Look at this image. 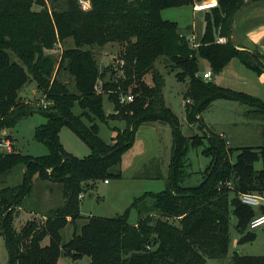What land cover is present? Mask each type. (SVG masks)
<instances>
[{
  "label": "trees",
  "instance_id": "1",
  "mask_svg": "<svg viewBox=\"0 0 264 264\" xmlns=\"http://www.w3.org/2000/svg\"><path fill=\"white\" fill-rule=\"evenodd\" d=\"M196 1L91 0V7L83 9L78 0H65L64 8L57 10L48 8L44 0H0V128H12L39 113L46 122L36 128L35 137L48 147L42 156L0 151V234L8 252L6 264H57L61 251L73 260L88 256L91 264H207L208 258L228 259L230 264H264V255L236 251L229 257L232 215L237 220L239 243L257 236L248 229L257 214L255 208L240 196L264 195V142L258 147H241L232 160L228 139L208 131L201 117L214 100L233 99L249 107L246 118L262 121L264 135V101L204 79L200 71L202 59L219 73L238 58L261 74L264 54L237 48L232 41V23L245 0H218L219 7L212 8L214 17L206 19L199 42L191 41L176 22L162 15L165 8ZM34 4L40 9L34 10ZM69 38L73 45L64 48L58 60L46 53ZM112 43L121 47L117 61L101 70L93 49ZM160 60L176 71L179 81L188 82L185 99L193 103L187 102V120L200 121V127L207 129L204 137H187L166 105L165 77L156 66ZM119 70L123 74L118 78ZM148 73H152L151 84L145 80ZM62 75L72 78V89ZM30 81L44 95L45 107L19 99V90ZM130 88L134 101L123 105L121 97ZM105 95L114 105L109 114L103 106ZM77 102L83 109L81 115L72 111ZM120 118L125 127L114 129L113 143L103 140L98 122ZM152 122L170 123L173 146L167 188L136 197L131 204L137 207L151 197L150 213L136 223L129 220L131 207L113 217L91 216L61 247V229L81 217L80 194L98 180L122 177L116 168L123 155L133 147L140 127ZM63 126L82 138L92 152L79 157L66 151L58 135ZM191 146H204L210 162L201 182L187 186ZM260 160L262 167L256 168ZM16 170L22 178L9 185ZM35 175L60 183L63 202L26 220L17 230L13 219L31 192Z\"/></svg>",
  "mask_w": 264,
  "mask_h": 264
},
{
  "label": "rangeland",
  "instance_id": "2",
  "mask_svg": "<svg viewBox=\"0 0 264 264\" xmlns=\"http://www.w3.org/2000/svg\"><path fill=\"white\" fill-rule=\"evenodd\" d=\"M47 7L50 9H62L65 6V0H44ZM202 1L215 0H197V3ZM258 4L249 8L238 18V23L241 24L237 30L238 37L245 38L246 33L263 30L264 28V0H258ZM79 2V0H78ZM80 4V3H79ZM34 10L40 9V6L34 4ZM163 17L174 21L179 27H182L186 32L193 33L196 38L195 42H199L205 30L206 19L214 17V10L209 12L193 13L191 5H183L176 7L165 8L162 12ZM192 34V35H193ZM235 42H238L235 39ZM73 45L72 40L66 39L64 42H57L54 48L46 50L55 60L59 59L60 53L64 48ZM121 47L117 43L108 44L105 47L94 48L93 51L98 59L101 70L107 66H111L114 57L119 53ZM156 66L165 77V85L163 88L164 99L166 105L172 109L178 118L182 132L191 137L195 134L204 137L207 129L200 127L201 122L189 123L187 120L188 107L185 99V92L188 88V82H181L176 77V71H170L164 61L160 60ZM114 69V68H112ZM212 71L211 82L222 87L229 88L235 91L245 92L253 95L264 101V72L259 74L254 70L244 65L238 58H233L227 67L219 73L214 72L206 60H201L200 71L203 73L206 70ZM122 71H118L116 76L121 77ZM111 77V72L108 71L107 79ZM62 78L69 81V87L72 89L73 80L66 75ZM146 82L152 83V73L145 76ZM36 84L33 81L27 82L19 90V99L23 102L37 104L44 100V95L41 91L36 92ZM132 88L128 93H132ZM190 104L193 103L189 102ZM123 104V103H122ZM125 105V104H123ZM104 110L107 114L114 112V105L105 95L103 102ZM249 107L239 101L218 98L212 104L202 111V121L208 127V131L220 134L225 139H228V145L232 149V160L236 159L239 149L245 146L258 147L264 142L262 121H252L245 117V112ZM72 111L75 115H81L83 109L80 104L74 103ZM46 122V118L34 113L28 117L21 119L14 127L5 129L0 128V141L9 140L11 152H20L31 156H42L48 153V147L42 141L36 139L35 131L41 124ZM100 137L108 143H113V137L116 135L115 128H124L125 121L122 119H108L107 122H98ZM156 125L157 128H154ZM59 141L62 147L71 154L79 157L89 155L91 147L69 127L63 126L59 130ZM207 144V138H204ZM173 146V127L170 123L152 122L142 126L136 135L135 143L127 153L123 155L120 169L124 177L110 178V183H105L104 180H98L83 193L81 198V217L78 220L69 222L61 229L60 246L68 242L73 234L74 229L78 232L81 226L87 223L90 216L113 217L122 214L127 208L131 207L134 201L133 196H143L146 193H159L167 188L169 165L172 156ZM204 146L197 148L190 147L187 153L186 170L189 176L184 182V185L194 186L201 182L202 172L208 166L210 158L203 153ZM0 151L3 147L0 146ZM140 161L141 163H139ZM134 162L139 164V171H134ZM143 162V163H142ZM142 165V166H140ZM262 167V161L256 162V168ZM140 175V179H136L135 175ZM156 176L151 178V176ZM22 173L16 170L14 177L8 181L9 185L20 182ZM260 194V193H254ZM63 202L62 185L58 182L40 180L37 176L32 178V189L28 197L25 198L23 206L17 208L13 223L18 230L26 222L27 219L38 217L41 214L61 206ZM153 203L151 197L143 199L139 206L130 208L129 220L136 222L141 216L148 213V209ZM255 214L260 212L259 208H255ZM32 212V213H30ZM34 212V213H33ZM237 220L235 216L231 217L230 227V247L229 257L236 251L245 255H264V226L255 230L256 239L246 243H239L240 235L236 229ZM8 261V252L5 246L4 238L0 234V264H6ZM221 262L216 258H208L207 264H230ZM57 264H91V259L84 256L81 259L73 260L69 256H65L61 251Z\"/></svg>",
  "mask_w": 264,
  "mask_h": 264
},
{
  "label": "built area",
  "instance_id": "3",
  "mask_svg": "<svg viewBox=\"0 0 264 264\" xmlns=\"http://www.w3.org/2000/svg\"><path fill=\"white\" fill-rule=\"evenodd\" d=\"M206 1H202L201 3H195L194 5V10L195 11H205L206 10V6L208 9H212V8H216L219 7V2L218 0L213 1L212 3L206 4V5H202L203 3H205ZM79 3L81 5V7L83 9H89L91 7V0H79ZM194 35H190V39L191 41H194ZM219 41L223 42L225 41L224 38H220ZM117 61V60H116ZM121 65L123 66L124 62L121 61L120 62ZM203 77L204 79L210 80L212 77V72L211 70H207L203 73ZM134 94L133 93H128L126 95H123L121 97V103H128V102H132L134 101ZM187 102H191L190 100H186ZM40 104L45 107L47 105V102H45L44 100L40 101ZM0 146L3 147V151L5 152H11V146H10V142L7 139H3L0 141ZM106 182H108V180H105ZM84 194L81 193L80 194V198H83ZM241 201L249 206H252L253 208H261L264 207V195L261 194H254V193H243L240 196ZM261 226H264V212H258L250 221L249 227L252 230H255Z\"/></svg>",
  "mask_w": 264,
  "mask_h": 264
},
{
  "label": "crops",
  "instance_id": "4",
  "mask_svg": "<svg viewBox=\"0 0 264 264\" xmlns=\"http://www.w3.org/2000/svg\"><path fill=\"white\" fill-rule=\"evenodd\" d=\"M258 0H245V5L238 11V13L236 14V16L234 17V20H233V23H232V30H231V38H232V41H233V43L236 45V47L237 48H240V49H249V50H254V49H258L262 54H264V28H263V30H260V31H256L257 32V36H256V33L255 32H251L250 30L246 33V36H245V38H240V37H238L239 35H237V30H239V28H240V25L241 24H239L238 23V18H239V16H241L245 11H248V9L249 8H252L253 6H256L257 4H258ZM195 3H197V1L196 2H194L193 4H190L191 5V7H192V10H193V13L195 14V13H199V12H204V11H195L194 10V5H195ZM212 9H210V11H211ZM206 11V10H205ZM162 12H163V10H162ZM163 14V13H162ZM205 27H206V24H205ZM180 29H181V32L182 33H184V34H186V35H188V33L186 32V30L185 29H183L182 27H180ZM205 31V30H204ZM193 33H189V36L190 35H192ZM203 34H204V32H203ZM194 35V34H193ZM203 36V35H202ZM201 36V37H202ZM195 37V36H194ZM196 38V37H195ZM235 39H237V41L238 42H235ZM201 40V39H200ZM227 67V66H226ZM209 70V69H208ZM207 71V70H206ZM205 72V71H204ZM203 72V73H204ZM36 92H37V89H36ZM112 113V112H111ZM121 119V118H120ZM123 120V119H122ZM145 125V124H144ZM143 126V125H142ZM142 126L140 127V129L142 128ZM154 126V125H153ZM154 128H157L156 127V125L154 126ZM139 129V130H140ZM138 130V131H139ZM138 133V132H137ZM228 144H230V142H229V140H228ZM132 149V148H131ZM129 151V150H128ZM127 151V152H128ZM126 152V153H127ZM139 163H141L140 161H138ZM143 163V162H142ZM139 166V164H136L135 162H134V171H139V169L141 168V167H139V168H136V167H138ZM140 166H142V165H140ZM135 175V174H134ZM124 177V175H123V173H122V178ZM135 177H136V179H140L141 178V176L140 175H135ZM154 177H156V176H151V178H154ZM157 178V177H156ZM104 182L105 183H110L109 182V180H108V182H106L105 180H104ZM137 196H133V198L135 199ZM149 210V209H148ZM30 213H32V212H30ZM34 213V212H33ZM92 216H96V215H92ZM91 217V216H90ZM30 219V218H29ZM140 219V218H139ZM138 219V220H139ZM28 220V219H27ZM137 220V221H138ZM136 221V222H137ZM136 222H134V223H136ZM73 224H74V222H73ZM74 231H78L77 229H74ZM73 231V232H74Z\"/></svg>",
  "mask_w": 264,
  "mask_h": 264
},
{
  "label": "bare ground",
  "instance_id": "5",
  "mask_svg": "<svg viewBox=\"0 0 264 264\" xmlns=\"http://www.w3.org/2000/svg\"><path fill=\"white\" fill-rule=\"evenodd\" d=\"M206 2H207V1H206ZM202 5H204V3H203ZM205 8H206V11H205V12H207V10H210V9L207 8V6H206Z\"/></svg>",
  "mask_w": 264,
  "mask_h": 264
},
{
  "label": "water",
  "instance_id": "6",
  "mask_svg": "<svg viewBox=\"0 0 264 264\" xmlns=\"http://www.w3.org/2000/svg\"><path fill=\"white\" fill-rule=\"evenodd\" d=\"M114 60L116 61V60H117V58H116V57H114Z\"/></svg>",
  "mask_w": 264,
  "mask_h": 264
}]
</instances>
